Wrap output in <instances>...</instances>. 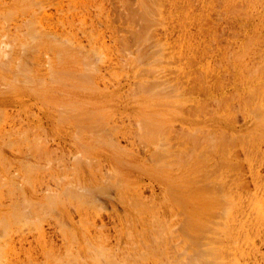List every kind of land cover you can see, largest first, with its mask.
I'll return each mask as SVG.
<instances>
[{
	"label": "rangeland",
	"instance_id": "obj_1",
	"mask_svg": "<svg viewBox=\"0 0 264 264\" xmlns=\"http://www.w3.org/2000/svg\"><path fill=\"white\" fill-rule=\"evenodd\" d=\"M22 1H0V264H264V0Z\"/></svg>",
	"mask_w": 264,
	"mask_h": 264
},
{
	"label": "bare ground",
	"instance_id": "obj_2",
	"mask_svg": "<svg viewBox=\"0 0 264 264\" xmlns=\"http://www.w3.org/2000/svg\"><path fill=\"white\" fill-rule=\"evenodd\" d=\"M0 1H1V0H0ZM23 1H24V0H23ZM23 1H22V2H23ZM33 1H35V0H33ZM100 1H101V0H100ZM102 1H103V0H102ZM153 1H154V0H153ZM165 1H167V0H165ZM226 1H227V0H226ZM245 1H246V3H247V0H245ZM245 1H244V2H245ZM256 1H257V0H256ZM256 1H255V2H256ZM262 1H263V0H262ZM2 2H3V0H2ZM22 2H20V3H22ZM134 2H135V1H134ZM154 2H155V1H154ZM228 2H229V0H228ZM234 2H235V1H234ZM255 2H254V3H255ZM46 3H47V2H46ZM110 3H111V2H110ZM158 3H159V2H158ZM167 3H168V2H167ZM229 3H231V1H230ZM258 3H260V2H258ZM69 4H70V3H69ZM154 4H155V3H154ZM237 4H238V3H237ZM249 4L252 5L251 3H249ZM28 5H29V4H28ZM32 5H33V4H32ZM40 5H41V3H40ZM40 5H39V6H40ZM45 5H46V4H45ZM100 5H101V4H100ZM246 5H247V4H246ZM250 5H248V6H250ZM259 5H260V4H259ZM36 6H37V5H36ZM36 6H35V7H36ZM41 6H42V5H41ZM43 6H44V5H43ZM136 6H137V5H136ZM225 6H226V5H225ZM225 6H224V7H225ZM248 6H247V7H248ZM252 6H253V5H252ZM254 6H255V5H254ZM25 7H26V6H25ZM46 7H47V6H46ZM153 7H154V6H153ZM160 7H161V6L159 5V8H160ZM187 7H188V6H187ZM187 7H186V8H187ZM226 7H227V6H226ZM239 7H240V6H239ZM30 8H31V7H30ZM42 8H43V7H42ZM97 8H98V7H97ZM150 8H151V7H150ZM263 8H264V7H263ZM23 9H25V8H23ZM23 9H22V11H23ZM28 9H29V8H28ZM28 9H27V10H28ZM99 9L101 10V8H99ZM141 9H142V8H141ZM147 9H148V8H147ZM20 10H21V9H20ZM31 10H32V9H31ZM42 10H44V9H42ZM86 10H87V9H86ZM161 10H162V9H159L158 11H161ZM141 11H142V10H141ZM141 11H140V12H141ZM167 11H168V10H167ZM244 11H245V10H244ZM244 11H243V12H244ZM23 12H24V11H23ZM61 12H62V11H61ZM143 12H144V11H143ZM143 12H141V13H143ZM6 13H7V12H6ZM100 13H101V12H100ZM126 13H127V11H126ZM126 13H125V15H126ZM145 13H146V12H145ZM232 13H233V12H232ZM235 13H236V12H235ZM238 13H239V12H238ZM238 13H237V14H238ZM246 13H247V12H246ZM137 14H138V13H137ZM143 14H144V13H143ZM153 14H154V13H153ZM262 14H263V13H262ZM7 15H8V14H7ZM9 15H10V14H9ZM11 15H12V13H11ZM154 15H155V14H154ZM0 16L2 17V15H0ZM139 16H140V15H139ZM141 16H142V14H141ZM144 16H145V15H144ZM146 16H147V15H146ZM157 16H158V15H156V17H157ZM235 16H236V15H235ZM30 17H31V16H30ZM94 17H95V16H94ZM136 17H137V16H136ZM233 17H234V16H233ZM4 18H5V17H4ZM7 18H8V17H7ZM138 18H141V17H138ZM157 18H158V17H157ZM159 18H160V17H159ZM245 18H246V17H245ZM39 19L41 20V18H39ZM142 19H143V20H142ZM142 19H141L142 21H147V20H144V19H146L145 17H144V18L142 17ZM149 19H150V18H149ZM127 20H128V19H127ZM139 20H140V19H139ZM152 20H153V19H152ZM159 20H161V19H159ZM166 20H167V19H166ZM4 21H5V20H4ZM37 21H38V20H37ZM37 21H36V22H37ZM162 21H163V19H162ZM28 22H29V21H28ZM28 22H27V23H28ZM32 22H34V20H33ZM136 22H137V21H136ZM156 22H158V20L155 21V23H156ZM60 23H61V22H60ZM80 23H81V22H80ZM143 23H144V22H143ZM158 23H159V22H158ZM160 23H161V22H160ZM164 23H165V22H164ZM28 24H29V23H28ZM61 24H62V23H61ZM61 24H60V25H61ZM67 24H68V23H67ZM153 24H154V23H153ZM161 24H162V23H161ZM38 25H40V24H38ZM62 25H63V24H62ZM81 25H82V24H81ZM154 25H156V24H154ZM164 25H165V24H164ZM35 26H36V25H35ZM37 27H38V26H37ZM37 27H36V28H37ZM135 27H136V25H135ZM137 27H138V26H137ZM141 27H142V26H141ZM156 27H157V26H156ZM158 27H160V24H159ZM33 28L35 29V27H32V29H33ZM62 28H63V27H62ZM99 28H100V26H99ZM152 28H153V27H152ZM30 29H31V28H30ZM41 29H43V28L41 27ZM52 29H53V28H52ZM83 29H84V27H83ZM154 29H155V28H154ZM154 29H153V30H154ZM85 30H86V29H85ZM85 30H84V31H85ZM150 30H152V29H150ZM36 31H37V29H36ZM36 31H35V32H36ZM90 31H91V30H90ZM3 32H4V31H3ZM31 32H32V31H31ZM38 32H39V31H37V33H38ZM86 32H87V31H86ZM150 32H151V31H150ZM27 33H29V32H27ZM32 33H33V32H32ZM153 33H154V32H153ZM30 34H31V33H29V35H30ZM148 34H149V33H148ZM164 34H165V33H164ZM83 35H84V34H83ZM85 35H86V34H85ZM129 35H130V34H129ZM144 35H145V34H144ZM151 35H152V34H151ZM165 35H166V34H165ZM6 36H7V35H6ZM23 36H24V35H23ZM155 36H157V35H155ZM16 37H17V36H16ZM16 37H15V38H16ZM70 37H71V36H70ZM91 37H92V36H91ZM122 37H123V36H122ZM152 37H154V36H152ZM15 38H14V39H15ZM71 38H72V37H71ZM71 38H70V39H71ZM148 38H149V37H148ZM156 38L158 39V37H156ZM215 38H216V37H215ZM14 39H13V40H14ZM28 39H29V38H28ZM151 39L153 40V38H151ZM154 39H155V38H154ZM13 40H12V41H13ZM16 40H17V39H16ZM33 40H34V39H33ZM33 40H31V41H33ZM71 40H72V39H71ZM90 40H91V39H90ZM140 40H141V39H140ZM246 40H247V39H246ZM29 41H30V40H29ZM66 41H67V40H66ZM99 41H100V40H99ZM125 41L127 42V40H125ZM133 41H134V40H133ZM144 41H146V40H144ZM153 41H156V40H153ZM251 41H252V40H251ZM13 42H14V41H13ZM69 42H70V41H69ZM123 42H124V41H123ZM126 42H125V44H127ZM147 42H148V40H147ZM159 42H160V41H159ZM159 42H158V44H159ZM26 43H27V42H26ZM31 43H34V42H31ZM135 43H136V42H135ZM143 43H144V42H143ZM17 44H18V43H17ZM59 44H60V43H59ZM130 44H131V43H130ZM133 44H134V43H133ZM154 44H155V43H154ZM154 44H153V45H154ZM156 44H157V42H156ZM160 44H161V43H160ZM20 45H21V44H20ZM30 45H31V44H30ZM71 45H72V44H71ZM18 46H19V45H18ZM37 46H38V43H37ZM150 46H151V45H150ZM156 46H159V45H156ZM156 46H155V47H156ZM162 46H163V45H162ZM9 47H11V46H9ZM19 47H20V46H19ZM22 47H23V46H22ZM26 47H28V46H26ZM26 47H25V48H26ZM30 47H31V46H30ZM30 47H29V48H30ZM61 47H62V46H61ZM63 47H65V46H63ZM63 47H62V48H63ZM72 47H73V46H72ZM93 47H94V46H93ZM96 47H97V46H96ZM155 47H152V48H155ZM32 48H34V44H33V47H32ZM58 48H59V47H58ZM65 48H66V50H65V49H64V50H61V54H63V53H67L68 51H70V49H72V48L67 49L68 46H66ZM74 48H75V47H74ZM127 48H128V47H127ZM134 48H135V47H134ZM160 48H161V47H160ZM162 48H164V47H162ZM243 48H244V47H243ZM30 49H31V48H30ZM51 49H52V48H51ZM97 49H98V47H97ZM244 49H245V48H244ZM246 49H247V47H246ZM18 50H19V49H18ZM23 50H24V49H23ZM94 50H95V49H94ZM124 50H125V49H124ZM6 51H7V49H6ZM66 51H67V52H66ZM152 51H153V50H152ZM159 51H160V50H159ZM159 51H158V53H159ZM7 52H8V51H7ZM74 52H75V51H74ZM95 52H96V50H95ZM102 52H104V51H102ZM123 52H124V51H123ZM123 52H122V53H123ZM132 52H133V51H132ZM150 52H151V51H150ZM154 52H155V51H154ZM244 52H246V51H244ZM97 53H98V50H97ZM140 53H141V52H140ZM148 53H149V52H148ZM152 53H153V52H152ZM158 53H157V54H158ZM100 54H102V53H100ZM100 54H98V57H99ZM129 54H130V53H129ZM129 54H128V55H129ZM246 54H247V53H246ZM75 55H77V53L74 54V56H75ZM125 55H126V54H125ZM131 55H133V54L131 53ZM140 55H141V54H140ZM153 55H154V54H153ZM155 55H156V53H155ZM77 56H78V55H77ZM77 56H76V57H77ZM100 56H101V55H100ZM239 56H240V55H239ZM9 57H10V56H9ZM80 57H81V56H80ZM80 57H79V58H80ZM83 57H84V56H83ZM144 57H145V56H144ZM162 57H163V56H162ZM234 57H235V56H234ZM240 57H241V56H240ZM240 57H238V58H240ZM6 59H7V57H6ZM80 59H81V58H80ZM84 59H85V60H84ZM84 59H83V62H84V64H85L87 61H89L90 58L87 59V58L85 57ZM234 59H235V58H234ZM241 59H242V58H241ZM8 60H9V59H8ZM8 60H7V61H8ZM19 60H20V59H19ZM19 60H18V61H19ZM57 60H58V58H57ZM86 60H87V61H86ZM155 60H156V59H155ZM58 61H60V60H58ZM61 61H63V60H61ZM64 61H65V60H64ZM68 61H69V59H68ZM68 61H66V62H68ZM74 61H75V60H74ZM81 61H82V60H81ZM81 61H80V62H81ZM85 61H86V62H85ZM90 61H91V59H90ZM90 61H89L88 63H90ZM137 61H138V60H137ZM237 61H239V63H241V62H240V59H238V60H236V63H235V64H237ZM11 62H12V61H11ZM83 62H82V64H83ZM234 62H235V61H234ZM0 63H1V62H0ZM12 63H13V62H12ZM57 63H60V62H57ZM71 63L74 64L73 62H71ZM75 63H76V62H75ZM88 63L85 64V65H86V68H87V67L90 68V66H91V65H90L91 63L89 64L90 66H88ZM3 64H4V63H3ZM5 64H6V63H5ZM8 64H10V63L8 62ZM16 64H17V63H16ZM64 64H65V63H64ZM68 64H69V63H68ZM72 64H71V65H72ZM76 64H77V63H76ZM79 64H80V63H79ZM92 64H93V63H92ZM155 64H156V63H155ZM242 64H243V66H245L244 71H243V70H242V71L245 72V71H246V67H248V66H246V65H248V64H246V65H245L244 63H242ZM85 65H83V67H85ZM240 65H241V64H239V66H240ZM263 65H264V64H263ZM11 66H13V65H11ZM18 66H19V64H18ZM25 66H26V65H25ZM61 66H62V65H61ZM154 66H155V65H154ZM256 66L258 67V65H255V69H254V70H256V68H257ZM8 67H9V66H8ZM15 67L17 68V66H15ZM77 67H78V66H77ZM91 67H92V66H91ZM240 67H241V66H240ZM3 68H5V66H4ZM238 68H239V67H238ZM241 68H243V67H241ZM249 68H251V67H249ZM249 68H247V69H249ZM259 68H260V67H259ZM239 69H240V68H239ZM5 70H6V69H5ZM28 70H29V68H28ZM87 70H88V69H87ZM87 70H86V71H87ZM92 70H95V69H92ZM92 70H91V71H92ZM254 70H253V73H252V74H254ZM260 70H261V69H260ZM262 70H263V68H262ZM247 71H248V70H247ZM251 71H252V70H251ZM66 72H67V71H66ZM89 72H90V70H89ZM249 72H250V71H249ZM263 72H264V71H263ZM7 73H8V72H7ZM22 73H23V72H22ZM68 73H69V72H68ZM75 73H76V72H75ZM84 73H85V72H84ZM86 73H87V72H86ZM247 73H248V72H247ZM255 73H256V72H255ZM257 73H258V72H257ZM260 73H261V72H260ZM260 73H259V74H260ZM57 74H58V73H57ZM71 74H72V73H71ZM79 74H80V73H79ZM81 74H82V73H81ZM89 74H90V73H89ZM14 75H15V74H14ZM16 75H17V74H16ZM22 75H23V74H22ZM59 75H60V74H59ZM72 75H73V74H72ZM94 75H95V74H94ZM255 75L257 76V74H255ZM70 76H71V75H70V73H69V77H70ZM78 76H79V75H78ZM82 76H83V75H82ZM260 76H261V74H260ZM260 76H259V78H260ZM262 76H263V75H262ZM19 77H20V76H19ZM83 77H84V76H83ZM88 77H89V76H88ZM88 77H87V78H88ZM91 77H92V76H91ZM255 78H256V77H255ZM259 78H258V80H260V79L262 80V79H263V77L260 78V79H259ZM17 79H18V78H17ZM83 79H85V78H83ZM83 79H82V80H83ZM253 79H254V78H253ZM67 80H68V79H67ZM71 80H72V79H71ZM258 80H257V81H258ZM263 80H264V79H263ZM58 81H60V80H58ZM74 81H75V80H74ZM86 81H87V80H86ZM254 81H255V80H254ZM53 82H54V81H53ZM55 82H56V81H55ZM61 82H62V81H61ZM64 82H65V80H64ZM75 82H76V81H75ZM41 83H42V82H41ZM263 83H264V82H263ZM39 84H40V83H39ZM67 84H68V83H67ZM253 84H254V83H253ZM1 85H2V84H1ZM5 85H6V84H5ZM261 85H263V84H260L259 86H261ZM199 86H200V85H199ZM254 86H255V85H254ZM256 86H257V84H256ZM263 87H264V86H263ZM1 88H2V87H1ZM143 88H145V87H143ZM148 88H149V87H148ZM261 88H262V87H261ZM261 88H260V89H261ZM251 89H252V88H251ZM254 89H255V88H254ZM10 90H11V89H10ZM146 90H147V89H146ZM252 91H255V90H252ZM50 92H51V91H50ZM236 93H237V92H236ZM153 94H154V93H153ZM257 94H258V93H257ZM155 95H156V94H155ZM166 95H167V94H166ZM168 95H169V94H168ZM245 95H246V94H245ZM243 96H244V95H243ZM254 96H257V95L254 94ZM237 97H239V95H238ZM259 97H260V96H259ZM261 97H262V95H261ZM245 98H246V97H245ZM256 98H258V97H256ZM241 99H242V97L240 98V100H241ZM243 99H244V98H243ZM246 99H248V98H246ZM246 99H244V100H246ZM254 99H255V98H254ZM262 99H263V98H262ZM262 99H260V100H262ZM244 100H241V101H244ZM249 100H251V99L249 98ZM263 100H264V99H263ZM251 101L255 102L256 100H255V101H254V100H251ZM251 101H249V102L251 103ZM257 102H258V101H256V103H257ZM259 102H262V101H259ZM241 103H242V102H241ZM243 104H245V102H244ZM258 104H259V103H258ZM246 105H248V103H247ZM249 105H251V104H249ZM252 105H254V103H252ZM256 107H257L258 109L261 108L260 110H263V109H264V107H263V109H262V107H260V106L258 107V105H257ZM74 110H75V109H74ZM74 110H73V111H74ZM258 111H259V110H258ZM80 113H81V111H80ZM92 113H94V112H92ZM0 114H1V113H0ZM82 114H83V111H82ZM152 124H153V123H152ZM155 124H156V123H155ZM155 124H154V125H155ZM98 125H99V124H98ZM142 125H143V124H142ZM142 125H141V126H142ZM150 125H151V123H150ZM259 125H260V124H259ZM100 126H101V125H100ZM100 126H99V127H100ZM102 126H103V125H102ZM139 126H140V125H139ZM143 126H144V125H143ZM145 126H146V125H145ZM97 128H98V127H97ZM100 128H101V127H100ZM145 128H146V127H145ZM147 128H149V127L147 126ZM147 128H146V129H147ZM159 128H160V127H159ZM163 128H164V127H163ZM103 129H104V128H103ZM146 129H145L146 132H147V131L150 132L152 128H150V131H149V130H146ZM97 130H98V129H97ZM152 130H154V129H152ZM158 130H159V129H158ZM164 130H166V129H164ZM103 131H104V130H103ZM110 131H111V130H110ZM140 131H141V130H140ZM145 131H144V132H145ZM160 131H161V130H160ZM112 132H113V131H112ZM146 132H145V133H146ZM145 133H144V134H145ZM150 133H151V132H150ZM152 133H153V131H152ZM154 133H155V132H154ZM154 133H153V134H154ZM163 133H164V132H163ZM167 133H168V132H167ZM96 135H97V132H96ZM146 135H147V134H146ZM150 135H152V134H150ZM155 135H156V133H155ZM153 136H154V135H153ZM21 137H22V136H21ZM154 137H155V136H154ZM154 137H153V138H154ZM103 138H104V137H103ZM151 138H152V136H151ZM162 138H163V137H162ZM165 138H166V137H165ZM22 139H23V138H22ZM107 139H109L108 136H107ZM154 139H156V138H154ZM142 140H143V139H142ZM156 140H157V139H156ZM16 141H17V140H16ZM148 141H149V140H148ZM150 141H151V139H150ZM150 141H149V142H150ZM161 141H162V140H161ZM229 141H230V140H229ZM159 142H160V140H159ZM231 142H232V140H231ZM16 143H17V142H16ZM24 143H25V141H24ZM22 144H23V142H22ZM29 144H30V143H29ZM4 145H5V144H4ZM18 145H19V144H18ZM5 146H6V145H5ZM20 146H21V145H20ZM30 146H31V145H30ZM158 146H159V145H158ZM250 146H251V145H250ZM28 147H29V145H28ZM21 148H22V146H21ZM244 149H245V148H244ZM251 156H252V155H251ZM22 164H24V163H22ZM25 166H26V165H25ZM34 168H36V167H34ZM23 169H24V167H23ZM26 169H27V168H26ZM29 171H30V170H29ZM35 171H36V170H35ZM28 173H30V172H28ZM34 173H36V172H34ZM37 173H38V172H37ZM24 174H25V173H24ZM31 174H32V173H31ZM29 175H30V174H29ZM30 176H31V175H30ZM27 177H28V176H27ZM28 178H29V177H28ZM0 179H1V177H0ZM35 179H37V178H35ZM35 179H34V180H35ZM30 180H31V178H30ZM0 182H1V181H0ZM6 182H8V181H6ZM10 182H11V181H10ZM24 182H25V181H24ZM3 183H4V182H3ZM31 183H32V182H31ZM39 183H40V182H39ZM1 184H2V183H1ZM4 185H5V184H4ZM6 185H7V184H6ZM28 185H29V184H28ZM70 185H71V184H70ZM7 186H9V184H8ZM7 186H6V187H7ZM13 186H14V185H13ZM13 186H12V187H13ZM33 186H34V185H33ZM69 188H70V187H69ZM104 188H105V186H104ZM11 189H13V188H11ZM71 189H72V188H71ZM67 190H68V188H67ZM14 191H15V190H14ZM9 193H10V192H9ZM10 194H11V193H10ZM19 194H20V193H19ZM71 195H72V194H71ZM14 196H17L16 193L14 194ZM14 196H13V197H14ZM65 196H66V195H65ZM68 196L70 197V194H68ZM72 196H73V195H72ZM88 196H89V194H88ZM18 198H19V197H18ZM72 198H74V197H72ZM15 199H16V198H15ZM49 199H50V198H49ZM11 201H12V200H11ZM49 201H51V200H49ZM72 201H73V200H72ZM25 202H26V200H25ZM22 203H24V202H22ZM28 203H29V202H28ZM48 203H49V202H48ZM53 203H54V202H53ZM24 204H25V203H24ZM24 204H23V205H24ZM49 204H52V202H50ZM54 204H55V203H54ZM124 204H125V203H124ZM0 205H1V204H0ZM17 205H18V204H17ZM42 205H43V204H42ZM52 205H53V204H52ZM14 207H15V205H14ZM21 207H22V206H21ZM54 207H56V205H54ZM11 209H12V208H11ZM14 209H16V208H14ZM17 209H18V208H17ZM17 209H16V211H17ZM25 210H26V209H25ZM27 210H28V209H27ZM13 211H14V210H13ZM13 211H12V212H13ZM16 211H15L14 213H20V212H16ZM23 211H24V210H23ZM46 211H47V209H46ZM44 212H45V211H44ZM23 213H24V212H23ZM35 213H36V212H35ZM20 214H21V213H20ZM47 214H48V213H47ZM32 215H33V214H32ZM38 215H39V214H38ZM44 215H45V214H44ZM36 216H37V215H36ZM41 218H42V217H41ZM23 220L26 221L24 218H23ZM35 220H36V219H35ZM43 220H44V218H43ZM9 221H10V220H9ZM24 221H23V222H24ZM27 222H28V221H27ZM41 222H42V221H41ZM237 222H238V221H237ZM11 223H12V224H11ZM13 223H14V222H9V224H11V225H13ZM18 223H19V222H18ZM37 223H38V221H37ZM245 223H246V222H245ZM255 223H256V222H255ZM1 224H2V222H1ZM14 224H15V223H14ZM22 224H23V223H22ZM26 224H27V223H26ZM258 224H259V223H258ZM258 224H257V225H258ZM2 225H4V222H3ZM5 225H6V224H5ZM5 225H4V226H5ZM17 225H20V223L17 224ZM32 225H33V224H32ZM37 225H38V224H37ZM4 226H3V227H4ZM27 226H28V224H27ZM12 227H13V226H12ZM14 227H15V226H14ZM34 227H36V226H34ZM39 227H40V225H39ZM6 228H7V225H6ZM6 228L4 227L5 230H6ZM8 228H9V226H8ZM10 228H11V227H10ZM16 228H17V227H16ZM241 229H242V228H241ZM241 229H240V230H241ZM252 229H253V228H252ZM5 230H4V231H5ZM34 230H35V229H34ZM36 230H37V229H36ZM243 230H244V229H243ZM2 231H3V230H2ZM232 231H233V229H232ZM235 231H236V230H235ZM235 231H233V232H235ZM237 231H238V230H237ZM1 233H2V232H1ZM3 233H4V232H3ZM3 233H2V234H3ZM6 233H7V232H6ZM6 233H5V234H6ZM252 233H253V232H252ZM252 233H251V234H252ZM235 234H236V233H235ZM247 234H248V233H247ZM247 234H246V235H247ZM159 235H160V234H159ZM159 235H158V237H159ZM248 235H249V234H248ZM249 238H250V237H249ZM246 239H247V238H246ZM99 249H100V248H99ZM100 250H101V249H100ZM100 250H99V251H100ZM103 250H104V249H103ZM95 251L97 252L98 250H95ZM99 251H98V252H99ZM96 252H94V253H96ZM98 252H97L96 254H98V256H99V253H98ZM51 253H52V252H51ZM101 253H102V250H101ZM103 255H104V254H103ZM103 255H102V256H103ZM50 256H52V255H50ZM55 256H57V255H55ZM55 256H54V262H55L56 259H58V257L55 259ZM96 256H97V255H96ZM98 256H97V257H98ZM102 256L100 255L101 258H102ZM103 257H104V256H103ZM52 258H53V256H52ZM101 258H98V259L100 260ZM56 261H58V262L61 263V261H59V260H56ZM94 261H96V260H94ZM58 262H57V263H58ZM29 263H30V262H29ZM256 264H257V263H256ZM258 264H259V263H258Z\"/></svg>",
	"mask_w": 264,
	"mask_h": 264
}]
</instances>
